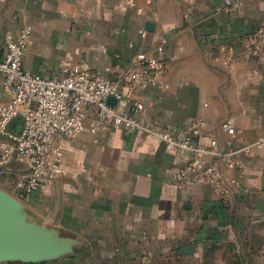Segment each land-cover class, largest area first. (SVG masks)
I'll return each instance as SVG.
<instances>
[{"label": "crops", "instance_id": "crops-1", "mask_svg": "<svg viewBox=\"0 0 264 264\" xmlns=\"http://www.w3.org/2000/svg\"><path fill=\"white\" fill-rule=\"evenodd\" d=\"M225 2L0 0V59L6 32L25 26L33 35L24 67L48 77L83 62L117 79L139 53L155 52L165 75L135 93L151 122L179 134L203 119L204 140L239 148L264 138V38L250 58L241 48L264 28V0H232L229 12ZM3 85L0 72V104L9 100ZM227 117L241 141L228 133ZM12 129L19 131L21 120ZM58 141L66 176L23 201L33 221L72 244L69 256L48 264H264V144L239 154L232 170L238 186L221 196L208 186L180 188L174 175L194 154L143 133L105 125L93 135L88 123L77 137ZM25 171L12 163L0 187L14 191Z\"/></svg>", "mask_w": 264, "mask_h": 264}, {"label": "built area", "instance_id": "built-area-1", "mask_svg": "<svg viewBox=\"0 0 264 264\" xmlns=\"http://www.w3.org/2000/svg\"><path fill=\"white\" fill-rule=\"evenodd\" d=\"M221 8L232 11L234 3L226 0ZM257 31L256 37L248 36L241 47L249 58L258 53V41L264 38V28ZM32 35V29L26 26L18 34L6 32L7 52L0 59L3 86L9 95V100L0 104V175H7L14 162L26 168L13 194L22 202L44 183L66 176L65 151L58 140L77 137L88 123L93 135L110 125L116 130L143 133L172 149L192 152L194 157L174 175L178 186H208L221 196L231 194L238 186L232 170L239 154L250 155L264 144V138H260L223 150L218 138L204 140L203 119L179 134L152 123L148 107L135 98V93L139 86L159 84L165 75L166 62L155 52L139 53L134 66L117 79L91 70L83 62L65 66L60 75L48 77L24 67ZM167 43L164 38L157 52H164ZM15 120H21L19 131L12 129ZM224 125L230 135L242 140L234 118H225Z\"/></svg>", "mask_w": 264, "mask_h": 264}, {"label": "water", "instance_id": "water-1", "mask_svg": "<svg viewBox=\"0 0 264 264\" xmlns=\"http://www.w3.org/2000/svg\"><path fill=\"white\" fill-rule=\"evenodd\" d=\"M146 29L154 31L155 23L146 22ZM71 251L69 238L33 221L24 203L0 187V263H47Z\"/></svg>", "mask_w": 264, "mask_h": 264}, {"label": "rangeland", "instance_id": "rangeland-1", "mask_svg": "<svg viewBox=\"0 0 264 264\" xmlns=\"http://www.w3.org/2000/svg\"><path fill=\"white\" fill-rule=\"evenodd\" d=\"M16 183V182H15ZM12 191L11 192H9V193H11L12 195L14 194V191H13V189H11ZM24 205H26V202L24 203ZM26 207V206H25ZM26 209H27V207H26ZM30 215V214H29ZM32 215H30V218L32 219V217H31ZM50 263V262H49Z\"/></svg>", "mask_w": 264, "mask_h": 264}, {"label": "trees", "instance_id": "trees-1", "mask_svg": "<svg viewBox=\"0 0 264 264\" xmlns=\"http://www.w3.org/2000/svg\"><path fill=\"white\" fill-rule=\"evenodd\" d=\"M244 40V39H243Z\"/></svg>", "mask_w": 264, "mask_h": 264}]
</instances>
